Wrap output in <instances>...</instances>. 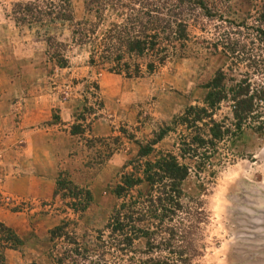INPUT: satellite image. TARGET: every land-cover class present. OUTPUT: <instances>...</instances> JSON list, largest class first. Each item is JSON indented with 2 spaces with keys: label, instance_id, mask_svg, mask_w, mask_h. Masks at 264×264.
Segmentation results:
<instances>
[{
  "label": "rangeland",
  "instance_id": "rangeland-1",
  "mask_svg": "<svg viewBox=\"0 0 264 264\" xmlns=\"http://www.w3.org/2000/svg\"><path fill=\"white\" fill-rule=\"evenodd\" d=\"M27 1L31 0H0V102L7 98L24 103L43 96L39 105L46 103L51 114L49 125L43 126L61 134L50 145L52 191L46 194L45 184L35 183L34 195L25 198L0 188V219L5 221L0 223L21 240L11 247L13 241L0 228V264H52L53 257L67 247L62 238L51 240L50 231L62 220L68 221L69 235L92 248L97 231L104 229L121 202L113 189L130 169L125 166L136 156L139 144L152 139L153 132L188 105L201 103L207 82L218 69L227 71L229 67L221 47L214 49L217 32L228 27L227 19H209L195 12L184 55L166 61L152 73L127 77L90 66L86 49L73 45L66 52L67 66L59 68L45 62V45L35 37L34 29L15 24V3ZM70 1L75 18L80 19L82 0ZM206 1L217 13H225L228 7L227 12L232 13L240 0ZM255 5L253 0L243 6L252 18ZM232 17L236 16L227 18ZM49 33L70 43L65 28L50 27ZM239 71L232 74L238 77ZM20 110L21 106L13 109V122L20 121ZM82 115L86 120L81 131L72 134V126L81 123L78 118ZM180 130L169 132L155 148L174 150ZM39 142L35 144L41 145ZM25 144L23 139L0 143V162L1 153L13 155L15 160ZM35 152L36 157L46 154L40 148ZM6 174L0 170V183ZM60 180L71 184L55 194ZM74 185L90 192L91 201L82 212L70 207L78 190ZM182 189L184 202L199 198L207 213L202 225L205 249L194 264H264V131L246 130L220 145L211 168L199 174L193 169Z\"/></svg>",
  "mask_w": 264,
  "mask_h": 264
},
{
  "label": "trees",
  "instance_id": "trees-1",
  "mask_svg": "<svg viewBox=\"0 0 264 264\" xmlns=\"http://www.w3.org/2000/svg\"><path fill=\"white\" fill-rule=\"evenodd\" d=\"M82 2L80 19L75 18L70 0L15 3V24L34 29L35 37L43 40L47 64L66 67V52L73 45L86 49L90 66L127 77L152 73L166 61L184 55L190 20L198 12L209 19H227L228 27L217 32L214 49L221 47L229 67L214 73L205 85L201 103L188 105L153 132L152 139L139 144L136 156L125 166L130 169L113 189L121 202L104 229L97 231L92 248L69 235L66 220L50 231L51 240L62 238L67 243L52 264H194L205 249L202 225L207 213L199 198L183 201V181L193 169L198 174L209 170L220 145L246 130L264 131V0H255L253 18L243 7L253 0L236 2L232 13L227 12L230 7L217 13L206 0ZM229 14L236 17L227 18ZM57 26L69 32L70 43L49 33L50 27ZM233 70H240L238 77ZM78 119L81 123L72 126V134L81 131L86 120L84 115ZM179 128L174 150L155 148ZM69 184L58 181L55 194ZM74 186L78 190L70 207L82 212L91 201L90 192ZM0 228L7 231L6 239L13 241L11 247L20 245L14 232L1 223ZM0 260L3 262L1 256Z\"/></svg>",
  "mask_w": 264,
  "mask_h": 264
},
{
  "label": "crops",
  "instance_id": "crops-1",
  "mask_svg": "<svg viewBox=\"0 0 264 264\" xmlns=\"http://www.w3.org/2000/svg\"><path fill=\"white\" fill-rule=\"evenodd\" d=\"M43 100L41 96L33 101L26 99L24 103L8 101L7 98H3L0 102V143H13L18 139H23L26 143L25 149L20 153L17 152L20 155L15 160L13 155L1 153L0 170L7 174L0 183V188L11 195L31 197L34 195L35 183L45 184L46 194L53 190L54 163L50 160V145L53 137L59 136L60 132L53 127L43 126L51 119L50 109L46 108L48 105L46 103L39 105ZM20 106L22 112L20 121L13 122L15 115L13 109ZM35 141H40L41 145L35 144ZM39 148L46 150V154L36 157L35 150Z\"/></svg>",
  "mask_w": 264,
  "mask_h": 264
}]
</instances>
